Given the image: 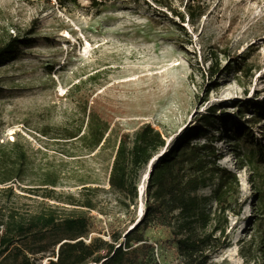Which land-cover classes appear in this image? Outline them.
Listing matches in <instances>:
<instances>
[{"label":"rangeland","instance_id":"rangeland-1","mask_svg":"<svg viewBox=\"0 0 264 264\" xmlns=\"http://www.w3.org/2000/svg\"><path fill=\"white\" fill-rule=\"evenodd\" d=\"M189 1L200 13L194 19L184 8ZM162 2L167 5L0 0V44L10 36L30 38L0 64V214L85 216L84 241L122 236L144 208L148 178L141 197L138 189L151 159L138 172L133 201L112 189L108 174L119 135L132 137L150 123L172 145L201 126L204 132L191 142L214 135L217 162L239 179L220 214L227 219L225 233L214 232L208 264H264V158L256 147L264 144V0ZM245 58L249 75L237 69ZM211 107L215 118L203 125L200 116ZM92 114L109 124L105 137L110 133L95 149L80 138ZM236 123L251 129L254 142L229 130ZM68 132L78 135L67 138ZM214 183L191 193L206 197L211 215ZM176 225L144 231L149 264H187L177 251ZM54 234L16 244L33 250L45 244L31 255L34 264H44L56 258ZM16 254L0 255V264H14Z\"/></svg>","mask_w":264,"mask_h":264},{"label":"trees","instance_id":"trees-1","mask_svg":"<svg viewBox=\"0 0 264 264\" xmlns=\"http://www.w3.org/2000/svg\"><path fill=\"white\" fill-rule=\"evenodd\" d=\"M57 1L63 4L76 0ZM153 1L163 6L167 5L162 0ZM184 8L189 19L200 16V13L194 12L196 6L192 2L186 3ZM178 16L184 20V15ZM29 39L10 36L0 44V64L13 57L19 46L28 44ZM246 59L243 66H237V69L244 70L249 75L251 64L247 63ZM213 117L212 107L207 114L200 116L204 119L203 125L210 124ZM225 120L226 118H223V121ZM258 121L260 120L256 119L254 123ZM108 129V123L100 122L97 116L92 114L87 130L80 138L87 143L89 149H95L101 142L104 144L109 139V132L105 137ZM200 129L201 126L189 128L186 136L169 145L157 158L148 175L143 216L122 236L117 234L110 241L101 238L84 241L82 236L88 229V220L85 216H68L58 220L54 214L48 213L23 220L12 214H0L2 259L8 252L12 255L17 253L13 256L14 264H34L31 255L44 251L46 245L42 244L40 248L33 250L26 246L21 248L16 243L20 238L26 239L29 235H35L41 240L47 238L50 233H56L53 235L55 236L53 244L58 246L56 258H49L44 264H149L148 253L151 243L145 238L144 231L153 225L167 227L176 221L178 253L187 264H208L207 250L214 245L211 244L214 232L219 230L221 235L225 233L227 219L225 216L219 219L220 214L224 215L228 201L238 192L239 179L234 171L217 162L221 154L215 146L214 135L207 136L202 142H191L192 136L204 132ZM229 130L254 142L253 133L246 126L236 123ZM77 135L76 132H68L66 137L73 138ZM164 146L165 138L162 133L150 123L141 124L132 137L122 132L112 155L108 174L109 186L133 201L137 197L138 172ZM256 147L259 160L263 161L264 144L257 143ZM246 157L250 165L252 160L249 156ZM241 165H244L243 160ZM212 183L214 188L211 197L216 203L213 215L206 210L205 196L191 195ZM255 189L258 192L260 188L257 186ZM196 226L201 229L199 234L196 232ZM208 226L211 227L210 230H207ZM181 233L186 234L179 237ZM223 244L221 242L215 245L220 248Z\"/></svg>","mask_w":264,"mask_h":264},{"label":"bare ground","instance_id":"bare-ground-1","mask_svg":"<svg viewBox=\"0 0 264 264\" xmlns=\"http://www.w3.org/2000/svg\"><path fill=\"white\" fill-rule=\"evenodd\" d=\"M156 129L158 128V126L157 127H155ZM163 137L167 140V144L163 147V148H161V150H159L156 154H155V156L154 157H156V158H151V160H150V162H149V164H148V166H147V168H146V170H145V172H144V175H143V177H142V185L140 186V191H139V194H140V197L142 196V194H143V188H144V183H145V181L147 180V178H148V174H150V171H151V168H152V165H153V163L157 160V158L167 149V147L169 146V141H170V138L169 137H167V136H164L163 135ZM156 155H158V156H156ZM139 215H140V217H139V219H138V221L137 222H132L131 223V226L133 225H136L139 221H140V219L142 218V216H143V213H144V208H143V203H142V205H141V207L139 208Z\"/></svg>","mask_w":264,"mask_h":264},{"label":"water","instance_id":"water-1","mask_svg":"<svg viewBox=\"0 0 264 264\" xmlns=\"http://www.w3.org/2000/svg\"><path fill=\"white\" fill-rule=\"evenodd\" d=\"M156 156H158V155H156ZM153 158H156V157H153ZM152 169V168H151ZM149 175V174H148ZM138 191H140V188L138 189ZM139 217H140V215H139V212L137 213V217H136V221L135 222H137L138 221V219H139ZM133 228V225L131 226V228L130 229H132ZM58 247V246H57Z\"/></svg>","mask_w":264,"mask_h":264}]
</instances>
